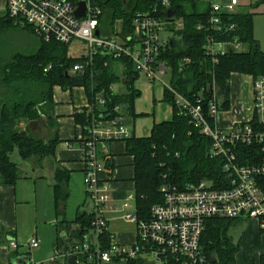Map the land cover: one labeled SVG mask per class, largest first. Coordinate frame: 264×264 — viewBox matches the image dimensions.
I'll return each instance as SVG.
<instances>
[{
	"label": "trees",
	"instance_id": "16d2710c",
	"mask_svg": "<svg viewBox=\"0 0 264 264\" xmlns=\"http://www.w3.org/2000/svg\"><path fill=\"white\" fill-rule=\"evenodd\" d=\"M97 4L103 10L99 27L105 34L113 32L117 21L121 24L119 34H127L133 29L131 22L137 14H152L155 9L159 11V17L165 19L170 12L173 19L182 22V28L176 30V37L171 38L167 53L160 55V59L171 68V86L182 95L195 93L207 100L211 96L209 87L215 81L220 109L228 110L231 73L250 75L254 79L264 76V50L253 36L250 14L224 15L223 20H227L229 25L235 24V30H227L229 36L221 38L218 35L217 38L233 39L236 35L244 43L245 49L220 56L212 64L203 49L208 32L196 28L198 23H206L209 15L210 6L203 0H171L168 10L158 5L157 0H97ZM6 28L9 31L20 27L13 25L6 15L0 17V34L6 32ZM20 29L35 37L37 47L29 54L17 50L9 58H0V185H14L23 175L19 165L11 159L14 151H17L21 161L34 163L37 167L46 161L51 160L52 164L55 162L54 152L60 143L52 110V90L55 86L62 89L78 86L85 89L91 110L74 112V121L81 126L84 135L88 134L93 123L120 118L121 114L138 115L135 113L134 101L140 92L134 83L139 73L129 59L113 60L100 53L93 58L92 68L84 73H71L72 66L82 61L84 56L70 58L67 53L70 44L37 37L29 26ZM6 34L9 35L8 32ZM0 48H4L1 42ZM185 56L190 57L189 65L179 71V61ZM114 62H119L127 75L124 91L120 93L110 89L111 85L121 81L115 72ZM47 66L51 67L44 71ZM163 93L164 102L173 109L171 119L155 123L145 137L131 135L122 140L126 142L127 153L133 157L134 207L140 220L147 219L152 206L161 202L159 189L162 184L183 187L191 181L221 178L220 159L209 156L211 138L188 118L178 115L173 94L166 90ZM98 96L103 97V103L99 104ZM39 119H43L47 128L37 136L29 124ZM244 152L245 148L242 150ZM104 166L107 170V161ZM54 167V195L56 201L61 202L68 196L69 171L57 162ZM234 220L210 218L206 221L200 244L210 261L213 257L212 262L218 264L235 262L234 257L240 247L226 233ZM76 221L81 224L84 243L87 241L91 245L92 214L79 213ZM8 234L0 225V247L8 242ZM97 237L100 249L105 250L110 245L109 232L105 231ZM16 258L14 255L13 259ZM76 258L78 264H93L95 261L91 248L87 251L77 250ZM259 260L264 264L263 255ZM165 263L181 264L171 257ZM125 264L143 262L134 259Z\"/></svg>",
	"mask_w": 264,
	"mask_h": 264
},
{
	"label": "built area",
	"instance_id": "2783aa9c",
	"mask_svg": "<svg viewBox=\"0 0 264 264\" xmlns=\"http://www.w3.org/2000/svg\"><path fill=\"white\" fill-rule=\"evenodd\" d=\"M170 1L157 0L158 5L167 10ZM203 1L210 6L209 15L207 22L198 23L196 28L208 32L203 49L206 57L215 64L220 56L245 49L236 35L233 39L217 38L218 35L221 38L229 36L227 30H235V24L229 25L223 19L227 13H236L238 0H229L224 6L213 0ZM79 2L85 3L81 18L76 14ZM6 12L15 25L20 28L29 26L37 37L44 40L53 39L64 44L73 40L86 42V58L74 64L73 71L86 72L92 68L93 58L100 53L112 59H129L138 73H144L152 83L159 81L164 90L174 95L178 115L188 118L211 138L209 156L219 158L222 163L221 178L191 181L183 187L162 184L159 189L161 202L152 206L147 219H138L136 213L123 217L136 223L134 244H117L107 229L104 216L107 209L116 208L110 203L109 184L102 178L106 166L100 154L108 143L130 138L132 131L119 117L93 123L81 143L85 166L83 182L92 208L93 240L91 245L86 241L75 248V254L77 250L91 248L95 259L93 264H125L134 259H141L143 264H166L168 257L181 264H218L212 262L213 257L211 261L208 259L200 244L208 219L255 220L259 232L264 235V76L252 82V116L223 128L217 120L224 110L220 109L215 81L209 87L210 98L205 100L195 93L182 95L157 77L171 70L160 55L167 53L171 38L176 37L177 29L182 28V22L173 19L172 13L169 12L165 19L158 16L156 9L152 14H137L131 22L133 29L127 34L120 35L113 30L111 35H105L99 31L103 10L97 0H6ZM189 62L190 57L182 58L179 71ZM48 69L50 66L44 71ZM113 87L110 86L112 91ZM97 100L99 104L104 102L102 96ZM105 231L109 232L110 245L101 250L97 236ZM38 245L39 239L31 238L30 247ZM9 247L16 250L18 245L12 239ZM143 254L152 255L154 260L144 262ZM262 255H258L257 263L247 264H261L259 258ZM51 260L53 262L55 258ZM234 261L233 264H237L235 257Z\"/></svg>",
	"mask_w": 264,
	"mask_h": 264
},
{
	"label": "crops",
	"instance_id": "0c3cea01",
	"mask_svg": "<svg viewBox=\"0 0 264 264\" xmlns=\"http://www.w3.org/2000/svg\"><path fill=\"white\" fill-rule=\"evenodd\" d=\"M6 15V0H0V17ZM21 31L25 30L14 28V30L10 29L9 33L19 35L25 43L28 42V33ZM232 74L241 80L235 84L237 93L233 89ZM231 75L229 91L232 90L241 98L242 105L239 107V111H232L230 109L232 100L230 93V111L229 109L224 110L217 119L223 128H228L252 116V82L254 78L246 74L231 73ZM249 79L246 87L245 82ZM135 88L139 91L136 86ZM163 90L158 100L167 104L163 100ZM52 96L55 131L60 139L54 152V160L60 167L69 171L68 196L61 202L56 201L53 189L55 162L52 164L51 160L46 161L38 167L31 162H18L17 165L23 173L22 177L18 178L14 185H0V225L9 233L8 242L0 247V264H10L14 255L17 258L28 257L29 264H78L73 251L83 244V237H81V224L76 221V217L79 213L90 214L92 208L83 182L84 152L81 150L80 142L85 135L81 126L74 121V112L87 109L90 104L83 87L73 86L62 89L60 86H55ZM168 107H170V118L165 119L164 117L156 120L153 117L150 120V125L142 122L148 119L147 112H135L138 114L135 117L131 114H121L120 120L132 131V135L145 137L155 123L171 119L173 109L170 105ZM164 110L166 109L164 108ZM154 114L155 110H152V115L154 116ZM138 123L139 126H142L139 127ZM42 124V132H44L47 127L44 121ZM139 130L141 134L136 133ZM100 156L104 164L107 161L109 165L102 178L109 184L110 203L116 208L114 210L107 209L104 213L108 222L107 229L114 236L115 243L132 245L137 239L136 223L123 217L136 213L133 157L127 153L126 142L122 140L108 143L106 150L101 152ZM132 195L134 197L130 199ZM131 203H133V210ZM34 237L39 239V245L31 248L30 240ZM12 239L18 245L16 250L9 247V240ZM52 258H55V261L52 262Z\"/></svg>",
	"mask_w": 264,
	"mask_h": 264
},
{
	"label": "rangeland",
	"instance_id": "374dc122",
	"mask_svg": "<svg viewBox=\"0 0 264 264\" xmlns=\"http://www.w3.org/2000/svg\"><path fill=\"white\" fill-rule=\"evenodd\" d=\"M220 6L226 5L229 0H213ZM235 12L237 14L240 13H246L251 15L252 19V33L254 38L258 41L259 47L264 50V1L263 0H238V5L235 8ZM121 24L117 21L115 23L114 29L115 31L120 30ZM6 32H3L0 34V42L4 46V48H0V58L1 57H10L11 54L15 51H20L25 54H29L34 52L37 45V40H35V37L31 35L30 33H26L28 35L27 40L28 44L25 43V41L16 34L9 33L8 28L5 29ZM9 33L7 35L6 33ZM18 32V31H17ZM16 32V33H17ZM12 34V35H11ZM111 35V33H108ZM164 36H166L165 33H163ZM13 37V38H11ZM12 39V40H10ZM14 39V40H13ZM170 39V38H168ZM26 40V41H27ZM86 42H83L81 40H73L71 44L69 45L67 49L68 57L76 58L80 56H84L86 53ZM8 57V58H9ZM115 66V72L119 75V81L118 83L114 84L113 92H123L124 91V85L127 81V75L124 72L123 66L119 64V62H114ZM172 73L170 71H167L164 75L158 74L157 77L161 80H163L164 84L166 86L171 85V78ZM231 81L234 83V91L237 93V88L235 87L236 83L241 82L239 80L238 76H235L234 74L231 75ZM135 86L139 89L140 95L138 98L134 101V109L135 112H147L149 117L148 119L142 121L143 123L146 122L148 125H150V120L154 117L156 120L158 119H165L170 118V110L168 107V104H163L158 99L161 97V92L163 90L161 84H159V81H156L152 84L148 79H146L144 73H139V75L135 79ZM250 79L245 82V86H248ZM155 93V94H154ZM231 93V103H230V109L232 111L237 110L239 111V107L242 105L241 98L238 97L236 93H233V91H230ZM156 98V100H154ZM240 102V103H239ZM91 106L87 108V110L90 109ZM164 108L167 110H164ZM229 109V111H230ZM152 110H155L154 116L152 115ZM121 111V110H120ZM228 111V112H229ZM43 119H39L36 121H32L29 125L30 128H32L33 134L37 135L42 133L43 128ZM139 126V123H138ZM142 126V125H141ZM139 126V127H141ZM137 134H141L140 130L136 132ZM12 161L18 163L20 162L19 154H17V151H14L11 155ZM132 210L134 209L133 203H131ZM228 236L232 239V242L237 244L239 250L235 255V260L237 261V264H247L249 263H257V258L259 254H264V235L259 232V228L257 225V222L255 220H239V221H233L232 224L227 229ZM7 242V241H6ZM141 258L144 260V262L153 261L154 257L150 254H143L141 255Z\"/></svg>",
	"mask_w": 264,
	"mask_h": 264
},
{
	"label": "water",
	"instance_id": "95a60500",
	"mask_svg": "<svg viewBox=\"0 0 264 264\" xmlns=\"http://www.w3.org/2000/svg\"><path fill=\"white\" fill-rule=\"evenodd\" d=\"M84 2H79L78 5H79V9H77L76 11V14H77V17L78 18H81L83 15H84ZM96 34H98V32H96ZM11 263L12 264H29L30 263V259L28 257H25V256H20L19 258H16V259H12L11 260Z\"/></svg>",
	"mask_w": 264,
	"mask_h": 264
},
{
	"label": "bare ground",
	"instance_id": "6f19581e",
	"mask_svg": "<svg viewBox=\"0 0 264 264\" xmlns=\"http://www.w3.org/2000/svg\"><path fill=\"white\" fill-rule=\"evenodd\" d=\"M7 16H8V14H7ZM8 18H9V16H8ZM10 19V18H9ZM10 20H12V19H10ZM12 23H13V21H12ZM13 25H14V23H13ZM17 26V25H16ZM99 31H100V27H99ZM98 32V31H97ZM101 32V31H100ZM101 33H103V32H101ZM105 34V33H104ZM97 35V34H96ZM105 35H109V34H105ZM172 43V39H171V42H170V44ZM71 44V43H70ZM86 53V52H85ZM87 54V53H86ZM86 54L84 55V57L86 58ZM85 58L83 59V60H85ZM82 60V61H83ZM113 60H115V59H113ZM81 62V61H80ZM51 67V66H50ZM74 72H76V71H73V68H72V71H71V73H74ZM171 72V71H170ZM114 86V85H113ZM116 109L118 110L119 108L118 107H116ZM83 243H84V241H83Z\"/></svg>",
	"mask_w": 264,
	"mask_h": 264
}]
</instances>
